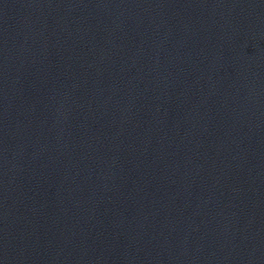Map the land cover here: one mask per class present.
Returning <instances> with one entry per match:
<instances>
[{"label": "water", "instance_id": "obj_1", "mask_svg": "<svg viewBox=\"0 0 264 264\" xmlns=\"http://www.w3.org/2000/svg\"><path fill=\"white\" fill-rule=\"evenodd\" d=\"M0 264H264V0H44L0 54Z\"/></svg>", "mask_w": 264, "mask_h": 264}]
</instances>
